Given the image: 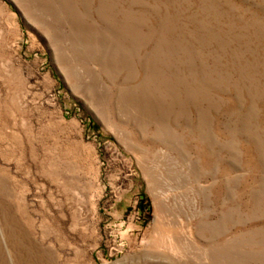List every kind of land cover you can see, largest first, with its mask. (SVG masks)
<instances>
[{"label": "rangeland", "instance_id": "obj_1", "mask_svg": "<svg viewBox=\"0 0 264 264\" xmlns=\"http://www.w3.org/2000/svg\"><path fill=\"white\" fill-rule=\"evenodd\" d=\"M0 264H264V0H0Z\"/></svg>", "mask_w": 264, "mask_h": 264}]
</instances>
